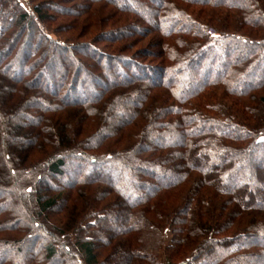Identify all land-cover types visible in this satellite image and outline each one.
<instances>
[{
    "label": "trees",
    "instance_id": "16d2710c",
    "mask_svg": "<svg viewBox=\"0 0 264 264\" xmlns=\"http://www.w3.org/2000/svg\"><path fill=\"white\" fill-rule=\"evenodd\" d=\"M28 2L0 0V264H263L264 0Z\"/></svg>",
    "mask_w": 264,
    "mask_h": 264
},
{
    "label": "rangeland",
    "instance_id": "374dc122",
    "mask_svg": "<svg viewBox=\"0 0 264 264\" xmlns=\"http://www.w3.org/2000/svg\"><path fill=\"white\" fill-rule=\"evenodd\" d=\"M21 1H23V4L24 5H26L27 6V8H29V9H33V7H34V5L33 4H31L30 2H28V0H21ZM36 1H38V2H40L41 0H36ZM58 1H62V0H58ZM65 0H63V2H64ZM86 2L87 3H94L95 2V0H74V1H65L64 3H65V5H70V6H74V9H76V10H80V8L83 6V5H85L86 4ZM54 11H57V10H54ZM49 13H50V15L51 14H53V13H55V12H53L52 10L51 11H49ZM56 14V13H55ZM59 16H61V15H59ZM59 16H56V17H54V19H52V22H51V24H53V25H60V21H61V19H65L63 16H61V17H59ZM148 17V19H147V21L148 22H151L152 21V23H154V19L152 18V14L151 15H148L147 16ZM71 18V17H70ZM74 18V17H73ZM83 19V18H82ZM151 23V24H152ZM75 31H79V28H77ZM70 32H72V31H70ZM147 33V32H146ZM154 36H155V32L153 31L151 34H147V35H142V36H139L138 35V37L136 38V40H138V39H141L140 40V42L137 44V45H134V46H132V48L130 49V51H131V53H137L138 52V50H140L141 48H143V47H146V49L148 50H151V51H154L156 48H154L153 49V47H152V42L154 41ZM102 44H107V46H108V42H105V43H102ZM110 45V47H112L113 46V44H109ZM115 45V44H114ZM152 47V48H151ZM139 53L141 54V50L139 51ZM143 54V53H142ZM148 57V56H147ZM146 59V58H145ZM149 59V58H148ZM215 65H217V64H215ZM58 70H60V68L58 69ZM93 85H96L97 84V81L96 80H93ZM70 121V125H72L71 127H72V130L73 129H75L76 128V124H74V122H75V120L74 119H70L69 120ZM178 136V135H177ZM173 137V134H171V133H169V136H167L166 137V140L167 141H169L170 143L172 142V143H174V142H176L177 143V145L178 144H180L179 143V139L178 140H175L176 138H172ZM179 138V137H178ZM168 142V143H169ZM179 148V147H178ZM241 159H243V158H241ZM241 159H238V158H236V162L238 163L237 164V168L235 169V171L237 172V173H240L242 176H243V178H246L245 176L247 175L246 173V169H247V167H248V164H247V162H245V161H241ZM243 168V169H242ZM245 169V170H244ZM232 170H234V169H232ZM231 170V171H232ZM242 170V171H241ZM125 173L123 170H121V172L119 173L121 176H122V174L123 173ZM240 175V176H241ZM245 175V176H244ZM134 181V180H133ZM237 183V182H236ZM236 183H234V184H236ZM234 184H230V186H233ZM52 193L53 192H51L50 190H48V192H47V194L48 195H52ZM146 215V213H142V215H140L138 218H135V220H129V222L130 223H128L127 221V223L126 222H124V220H121V219H118V220H114V222L112 223V225H110V228L106 231V233H104V234H102V235H104V237L107 239L108 237H109V235H114L115 233H117L118 232V230H123L124 231V233L123 234H120L119 235V237H125V235L128 233V231L131 229V230H133V231H136V232H138L139 230H141V228H142V221H143V218H144V216ZM51 217V220L52 221H56L57 219H58V217H59V213H58V211L56 210V209H51V215H50ZM129 218V217H128ZM150 230H149V236H150V240H149V242L154 238V241H155V243H157V240H156V238H157V236H156V234L159 236V232H158V230L154 227V228H152V226H150V228H149ZM168 235V238H170V237H172V235H171V233H168L167 234ZM153 237V238H152ZM160 237V236H159ZM147 241V240H146ZM170 240H168V242H169ZM147 243V242H146ZM170 244V243H169ZM100 247H102V246H100ZM140 247V246H139ZM146 248L144 247V244L141 246V249L140 250H143V251H140L142 254L140 255V256H135V254L133 255V254H131V255H129V257H128V251L126 250V249H124V248H122V255H120V253L119 252H117L118 254H117V258H120L119 259V261H120V263L121 264H136V263H138V262H140L141 261V259H140V257L141 256H146V257H149L150 255H149V252L147 251V250H145ZM9 253H11L12 255H13V258L12 259H15V257H17V255L16 254H14V249H12L11 247L9 248ZM165 249H163V252L162 253H160L159 254V261L160 260H162L163 262H165V258H164V255H165ZM127 257L129 258V259H127ZM84 260V259H83ZM114 260V259H113ZM141 263V262H140ZM21 264V263H20ZM249 264H251V262H249ZM264 264V263H263Z\"/></svg>",
    "mask_w": 264,
    "mask_h": 264
}]
</instances>
